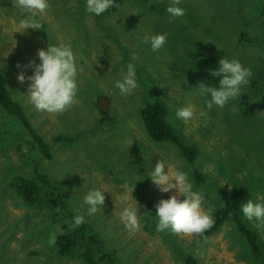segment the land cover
I'll return each instance as SVG.
<instances>
[{
    "label": "rangeland",
    "instance_id": "1",
    "mask_svg": "<svg viewBox=\"0 0 264 264\" xmlns=\"http://www.w3.org/2000/svg\"><path fill=\"white\" fill-rule=\"evenodd\" d=\"M49 2L51 11L38 17L44 28L21 33L19 22L27 14L12 0H0V69L12 99L24 107L52 154L45 158L21 122L0 107V264H85L78 255L58 256L48 244L51 233L58 236L74 223L69 214L84 215L117 264H184L186 255L200 264H264L232 222L204 240L157 232L155 205L171 193H162L149 176L162 159L186 172L193 190L204 196L205 210L223 206L236 189L245 191L241 208L250 199L264 202V0H182L186 14L180 18L167 13L170 0H125L117 12L99 16L86 11V0ZM156 34L168 36L159 52L143 43L145 35ZM49 43L70 45L78 69V103L63 114L37 111L27 94L30 82L17 80L21 72L34 74L25 66L39 63L38 50ZM223 57L239 60L253 75L239 98L209 111L210 96L201 97L196 87L206 83L203 69L214 77L210 68ZM128 63L136 65L138 87L124 96L115 82ZM102 97L110 99L104 124ZM157 101L166 103L167 120L194 148V162L174 142L156 143L148 136L139 110ZM188 104L207 117L185 124L176 112ZM37 171L66 195L68 215L59 211L55 218L59 206L53 202L29 206L18 196L12 180L22 176L38 182L45 199L54 195L59 201L60 189L43 184ZM96 189L105 191V204L89 216L84 197ZM129 206L140 215L134 233L119 218ZM246 220L256 228L255 220ZM257 231L264 243V231Z\"/></svg>",
    "mask_w": 264,
    "mask_h": 264
},
{
    "label": "clouds",
    "instance_id": "2",
    "mask_svg": "<svg viewBox=\"0 0 264 264\" xmlns=\"http://www.w3.org/2000/svg\"><path fill=\"white\" fill-rule=\"evenodd\" d=\"M181 2L182 0H170L167 7L170 17L180 18L186 14V10L179 6ZM12 3L14 7L27 14L20 20L17 32L25 33L28 29L41 30L44 28L38 17H44L47 12L51 11L49 0H12ZM112 7L119 8L120 5L116 4L115 0H86V11L89 14L99 16ZM167 40V34L143 37V43L150 44L153 52H159L167 44ZM125 46H127L126 42ZM37 55L39 63L32 60L29 65L25 66L34 68V74L26 76L24 72H21L17 80L21 84L26 81L30 82L27 94L30 103L37 111L63 114L78 103V69L71 46L63 44L55 46L49 43L46 49H39ZM136 59L138 57L134 55L133 60ZM17 67L21 66L18 64ZM121 72L122 79L115 82V87L120 90L121 95H131L138 87L136 65L128 63L126 74L123 73V69ZM211 75L220 77L218 87L204 82H200L196 87L201 97L210 96V99L206 100V107L209 111L213 106L223 108L230 100L239 98L242 93L241 88L249 84V78L253 73L239 60H229L223 57L219 60V67L213 69ZM207 115L208 113L203 110L198 112L194 104L181 107L176 112V117L182 119L185 124L190 121L195 122L198 117H207ZM166 168L167 172H165ZM149 176L162 193H171L170 198L161 199L155 205V217L158 218L155 229L157 232L170 230L176 235H203L214 226L215 219L212 215L215 211L214 207L206 210L202 207L204 196L193 190V184L186 172L173 170V167L167 165L162 159L155 164ZM122 187L126 190L128 185L125 184ZM229 190H231V185ZM104 193L105 191L96 189L88 191L85 195L84 203L89 206L87 213L89 216L95 215L105 204ZM241 211L249 221H256L257 229L264 231V202H254L250 199L242 206ZM119 218L130 232L134 233L140 229L138 207H125L119 214ZM84 223V215L78 214L74 217V223L70 224V227L77 228ZM56 242V233H51L48 240L49 246H55Z\"/></svg>",
    "mask_w": 264,
    "mask_h": 264
},
{
    "label": "trees",
    "instance_id": "3",
    "mask_svg": "<svg viewBox=\"0 0 264 264\" xmlns=\"http://www.w3.org/2000/svg\"><path fill=\"white\" fill-rule=\"evenodd\" d=\"M125 0H115L116 4L120 7H112L106 11L107 14L115 13L121 9ZM243 40L249 41L242 35ZM245 38V39H244ZM219 66H214L210 68L211 70L218 68ZM205 75L207 76L206 69H203ZM203 75L206 83L216 87L219 86L220 77H206ZM101 102L99 106L100 112L102 114L101 122L105 123L108 118V108L110 99L108 97H102L99 99L98 103ZM0 107L9 115L18 119L23 127L25 128L30 141L33 146L38 147L45 158L50 159L52 157L49 145L43 141L42 137L36 132L29 118L25 114L24 107L18 101H14L11 97V93L7 87V80L2 70L0 69ZM168 107L166 103L157 101L155 103L148 104L141 110H139V115L144 123L146 132L150 139L156 143H163L166 141H171L176 144L178 148L181 149L185 157L190 161L194 162L195 150L193 147L186 145L183 137L179 136L174 127L167 120ZM12 131H9L11 135ZM15 137V136H14ZM9 140L12 138L9 136ZM62 142H71V140H62ZM38 179L43 182V184L49 186L50 188H59L58 193L59 201L52 200L54 195H50L45 199L43 193L38 187V182L34 179L16 176L12 180L13 187L16 190L18 196L29 206H38L44 203H54L55 206L58 205L59 209L55 212L54 217L57 214L64 213L68 215V205L64 203L66 195L61 193V188L55 183L50 184L45 180L44 174L37 171ZM199 176V180H200ZM245 196V191L243 189L234 190L225 201L224 205L216 209L212 215L214 216L215 223L214 226L207 230L203 235H199L201 240L206 239L218 232L227 222L235 223L237 231L241 233L249 244L250 250L256 259L264 263V243L260 238L257 229L250 223L247 222L245 216L241 211V202ZM63 199V203L60 200ZM64 208V210H63ZM76 215L69 214L68 219L74 222V217ZM67 231L57 236V242L55 244L56 253L60 257H73L80 256L85 264H117L113 258L115 255L113 252H109L108 248L105 246L103 239H101L97 234L90 230L89 224H82L77 227L73 232H71L70 225L65 224L63 226ZM184 264H200L197 259L191 255H186Z\"/></svg>",
    "mask_w": 264,
    "mask_h": 264
}]
</instances>
